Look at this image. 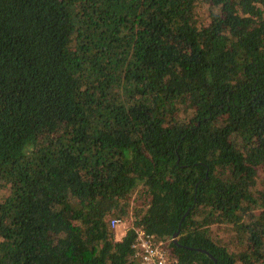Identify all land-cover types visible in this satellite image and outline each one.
<instances>
[{
	"label": "trees",
	"instance_id": "obj_1",
	"mask_svg": "<svg viewBox=\"0 0 264 264\" xmlns=\"http://www.w3.org/2000/svg\"><path fill=\"white\" fill-rule=\"evenodd\" d=\"M138 230L264 264V0H0V264H140Z\"/></svg>",
	"mask_w": 264,
	"mask_h": 264
},
{
	"label": "built area",
	"instance_id": "obj_2",
	"mask_svg": "<svg viewBox=\"0 0 264 264\" xmlns=\"http://www.w3.org/2000/svg\"><path fill=\"white\" fill-rule=\"evenodd\" d=\"M122 224V221L120 220H114L112 222V227L117 229ZM139 232V245L141 248V251L145 254H140L139 257L142 258V261L140 264H178L177 262L172 263L168 252L164 249L163 244L160 243L156 246L152 244V242L145 237V234L143 231L138 230Z\"/></svg>",
	"mask_w": 264,
	"mask_h": 264
},
{
	"label": "rangeland",
	"instance_id": "obj_3",
	"mask_svg": "<svg viewBox=\"0 0 264 264\" xmlns=\"http://www.w3.org/2000/svg\"><path fill=\"white\" fill-rule=\"evenodd\" d=\"M122 221V220H120ZM132 228V218H128L127 220H123L120 227L115 229L116 239H121L122 236Z\"/></svg>",
	"mask_w": 264,
	"mask_h": 264
},
{
	"label": "water",
	"instance_id": "obj_4",
	"mask_svg": "<svg viewBox=\"0 0 264 264\" xmlns=\"http://www.w3.org/2000/svg\"><path fill=\"white\" fill-rule=\"evenodd\" d=\"M178 234H179V233H176L174 237L176 238V237L178 236ZM175 243H177V240H175ZM197 251H198V252H202V253H206V254H208L210 257H212L209 253H207V252L204 251V250H200V249H198Z\"/></svg>",
	"mask_w": 264,
	"mask_h": 264
}]
</instances>
